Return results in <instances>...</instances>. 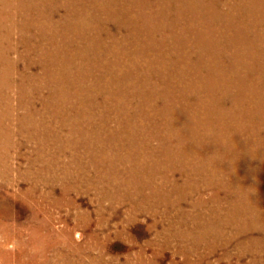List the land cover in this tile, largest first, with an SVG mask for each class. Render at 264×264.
Listing matches in <instances>:
<instances>
[{"label": "rangeland", "instance_id": "374dc122", "mask_svg": "<svg viewBox=\"0 0 264 264\" xmlns=\"http://www.w3.org/2000/svg\"><path fill=\"white\" fill-rule=\"evenodd\" d=\"M20 1L0 0V264H264V95L225 84L197 0Z\"/></svg>", "mask_w": 264, "mask_h": 264}, {"label": "bare ground", "instance_id": "6f19581e", "mask_svg": "<svg viewBox=\"0 0 264 264\" xmlns=\"http://www.w3.org/2000/svg\"><path fill=\"white\" fill-rule=\"evenodd\" d=\"M17 1V0H16ZM22 1V0H21ZM20 1V2H21ZM45 1V0H44ZM70 1V0H69ZM196 1V0H195ZM55 2V1H54ZM72 4V8L74 7V1H70ZM89 5H92L91 0H88ZM179 2H185V0H181ZM198 8L197 6L194 7V11H191L194 14L195 19L198 22V26L201 27V25H204L205 27L202 29L200 28L197 31V39L201 43V41L209 46L212 47H218L219 48V55L220 58H225L226 62L220 67L222 72H226L224 76V82L225 84L228 82H232L233 80L238 81H254L252 83V88L259 93L264 95V0H225V2H220L226 9H220L219 4L215 2L213 5H211V11L208 13L206 11H201V0H197ZM83 4V3H82ZM31 5V4H30ZM99 5H101L99 3ZM103 5V4H102ZM160 5V4H159ZM169 5L173 6L176 11L184 12L179 5L178 2L171 1V0H164V7L169 8ZM191 5V4H190ZM196 5V4H195ZM12 6V5H11ZM16 6V5H15ZM36 7V6H35ZM51 7V6H50ZM251 7V8H250ZM3 8V7H2ZM14 8V7H13ZM16 8V7H15ZM101 8V7H100ZM110 8V7H109ZM56 9V8H55ZM103 9V8H102ZM152 9V8H151ZM170 9V8H169ZM18 10V9H17ZM124 10V9H123ZM171 10V9H170ZM199 10V11H198ZM18 12V11H17ZM239 12H246L252 14V16L255 18L247 21L244 18V15H241L238 17ZM48 13V12H47ZM212 13H214V16L218 14L219 17L227 18L229 23L228 26L224 31H221L219 35H216L215 32L209 30L207 27V21L210 16H212ZM15 14V13H14ZM56 14V13H55ZM159 14V13H158ZM79 15V14H78ZM141 15V14H140ZM203 15V16H201ZM10 16V15H9ZM25 16V15H24ZM21 17V16H20ZM35 17V16H34ZM205 17V18H203ZM56 18V17H55ZM2 20V19H1ZM77 21V20H76ZM140 21V20H139ZM17 22V21H16ZM42 22V21H41ZM46 22V21H45ZM137 22V21H136ZM90 23L91 25L94 23V20L92 17H90ZM190 23V22H189ZM16 24V23H15ZM210 24V23H209ZM218 24V23H217ZM2 25V24H1ZM18 25V24H17ZM227 25V23H226ZM82 26V25H81ZM212 26V25H211ZM233 27L235 34L233 33L232 28ZM31 27V26H30ZM15 28V27H14ZM28 28V27H27ZM33 28V27H32ZM40 28V27H39ZM71 28V27H70ZM131 28V27H130ZM3 29V28H2ZM5 29V28H4ZM16 29V28H15ZM125 29V28H124ZM202 29V30H201ZM127 30V29H126ZM32 31V30H31ZM7 32V30H6ZM26 32V31H25ZM30 32V31H29ZM33 32V31H32ZM137 32V31H136ZM214 33V36H213ZM31 34V33H30ZM253 34V39H252ZM19 36V35H18ZM31 36V35H30ZM48 36V35H47ZM13 37V36H12ZM57 37V36H56ZM222 38V39H221ZM53 40V39H52ZM253 40V41H252ZM12 41V40H11ZM47 41V40H46ZM137 41V40H136ZM159 41V40H158ZM229 41L230 43H234V45H228L226 46L225 42ZM35 42V41H34ZM55 44V43H54ZM27 45V44H26ZM9 46V45H8ZM13 46V45H12ZM28 46V45H27ZM25 47V46H24ZM50 47V46H49ZM72 47V46H71ZM210 47V48H211ZM225 47V49H223ZM6 48V47H5ZM59 48V47H58ZM232 49V50H230ZM8 50V49H7ZM79 50V49H77ZM204 50V49H203ZM216 53L218 52L217 49L214 48ZM222 50V51H221ZM231 51V52H230ZM16 52V49H15ZM11 53V52H10ZM34 54V53H32ZM78 54V51L76 52ZM244 54L246 56H244ZM12 55V54H11ZM19 56V55H18ZM27 56V55H26ZM36 56V54H35ZM169 56V55H168ZM173 56V55H172ZM61 57V55H60ZM67 57V56H66ZM112 57V56H111ZM68 58V57H67ZM194 59V57H192ZM197 58V57H196ZM12 59V58H11ZM154 59V58H153ZM57 60V59H56ZM195 60V59H194ZM193 60V61H194ZM75 61V60H74ZM191 61V60H190ZM192 61V62H193ZM107 62V61H106ZM16 63V62H15ZM45 63V62H44ZM108 63V62H107ZM223 63V62H221ZM228 63L229 65H226ZM7 64V63H6ZM109 64V63H108ZM123 65V63H122ZM187 65V64H186ZM209 65V64H208ZM17 66V65H16ZM68 68V67H67ZM168 69V68H167ZM204 69V68H203ZM211 69L207 71L209 78H205V83L209 87H214V81H218L219 75L222 74V72L217 71L216 65H212ZM214 70V71H213ZM245 70V72L243 71ZM4 71V70H3ZM26 71V70H25ZM206 71V70H205ZM243 71V74L241 72ZM68 73V72H66ZM154 73V72H153ZM245 73V74H244ZM241 74V76H240ZM17 75V74H16ZM67 75V74H66ZM151 75V74H150ZM156 75V74H155ZM159 75V74H158ZM240 76V77H239ZM24 77V76H23ZM12 78V77H11ZM5 79V78H4ZM16 79V78H15ZM27 79V78H26ZM59 79V78H58ZM162 79V77H161ZM76 80V79H75ZM158 80V79H157ZM9 81V80H8ZM14 81V80H13ZM161 82V80H160ZM10 83V82H9ZM257 83V84H256ZM163 84V83H162ZM59 85V84H58ZM161 85V84H160ZM54 87V86H53ZM64 87V86H63ZM171 87V86H170ZM29 88V87H28ZM171 89V88H170ZM220 89V88H219ZM228 89V88H227ZM53 91V90H52ZM77 91V89H76ZM154 91V90H153ZM238 92V91H237ZM196 93V92H195ZM204 94V92H202ZM234 94V93H233ZM197 95V94H196ZM199 95V94H198ZM193 97V96H192ZM225 97V96H224ZM158 98V97H157ZM191 98V97H190ZM189 98V99H190ZM229 99V98H228ZM61 100V99H60ZM158 100V99H157ZM191 100V99H190ZM189 100V101H190ZM198 100V99H197ZM227 102V101H226ZM165 103V102H164ZM205 105L207 102H204ZM232 104V103H231ZM160 106V103L158 104ZM228 105V104H227ZM54 106V105H53ZM138 106V105H137ZM31 107V106H30ZM46 107V106H45ZM179 107V106H178ZM223 107V106H222ZM32 108V107H31ZM190 108V106H187V109ZM224 109H221L222 113L221 115L224 116H232L230 115L228 109L226 107H223ZM138 109V108H137ZM136 109V110H137ZM161 110V109H160ZM232 110V109H231ZM238 110V109H237ZM139 111V110H138ZM45 112V111H44ZM133 112V111H132ZM136 112V111H135ZM34 113V112H33ZM139 113V112H138ZM38 114V113H37ZM60 114V113H59ZM58 115V114H56ZM63 115V114H62ZM200 115V114H198ZM129 116V115H128ZM177 116V115H176ZM236 116V115H235ZM41 117V116H40ZM69 117V116H68ZM33 118V117H32ZM37 118V117H36ZM56 118V117H55ZM246 118V117H245ZM34 119V118H33ZM52 119V118H51ZM39 121V120H38ZM48 121V120H47ZM86 121V120H85ZM130 121V120H129ZM168 121V120H167ZM185 121H191L190 118L185 117ZM249 121V120H248ZM28 123V122H27ZM133 123V122H132ZM232 123V122H231ZM245 123V122H244ZM25 124V123H24ZM170 124V123H168ZM217 124V123H216ZM37 125V124H36ZM213 126V125H212ZM227 126V125H226ZM134 127V126H133ZM28 128V127H27ZM256 128V127H255ZM59 129V128H58ZM63 129V128H62ZM77 129V128H76ZM138 130V129H137ZM136 130V131H137ZM158 130V129H157ZM203 130V129H202ZM235 130V129H234ZM209 131V130H208ZM207 131V133H208ZM140 132V131H138ZM142 132V131H141ZM263 132V131H262ZM143 133V132H142ZM210 133V132H209ZM176 134V133H175ZM183 135V134H182ZM188 135V134H187ZM210 135V134H209ZM45 137V136H44ZM143 137V136H142ZM211 137V136H210ZM193 138V137H192ZM208 138V137H207ZM143 139V138H142ZM176 139V138H175ZM235 139V138H234ZM113 140V139H112ZM145 140V138H144ZM211 140V139H210ZM247 140V139H246ZM84 141V140H83ZM233 141V140H231ZM105 142V141H104ZM212 142V141H211ZM169 143V142H168ZM205 143V142H204ZM38 144V143H37ZM180 144V143H179ZM52 145V144H51ZM173 145V144H172ZM43 146V145H42ZM170 146V145H169ZM175 146V145H174ZM130 147V146H129ZM137 148V147H136ZM180 148H182L180 146ZM57 149V148H56ZM87 149V148H86ZM90 149V147H89ZM129 149V148H128ZM176 149V148H174ZM136 150V149H134ZM107 151V150H106ZM116 151V150H115ZM174 151V150H173ZM263 151V150H262ZM92 152V151H91ZM134 152V151H133ZM260 152V151H259ZM119 153V152H118ZM121 153V152H120ZM42 154V153H41ZM67 154V153H66ZM71 154V153H70ZM156 154V153H155ZM52 155V154H51ZM59 155V154H58ZM100 155V154H99ZM108 155V154H107ZM121 155V154H120ZM76 156V155H75ZM128 156V155H127ZM131 156V155H130ZM150 156V155H149ZM174 156V155H173ZM111 157V156H108ZM121 157V156H120ZM129 157V156H128ZM136 157V156H135ZM151 157V156H150ZM220 157V156H219ZM77 158V157H76ZM127 158V157H126ZM235 158V157H234ZM124 159V158H123ZM45 161V160H44ZM124 161V160H123ZM133 161H135L133 159ZM233 161V160H232ZM246 161V160H245ZM49 162V161H48ZM104 162V161H103ZM117 162V160H116ZM130 162V160H129ZM169 162V161H168ZM176 162V161H175ZM174 162V163H175ZM208 162V161H207ZM234 162V161H233ZM102 163V162H101ZM182 163V162H181ZM223 163V162H222ZM256 163V162H255ZM96 164V163H95ZM92 165V164H91ZM210 165V163H209ZM251 165V164H250ZM259 165V164H258ZM262 165V164H261ZM108 166V165H107ZM126 166V165H125ZM211 166V165H210ZM48 167V166H47ZM171 167V166H170ZM178 167V166H177ZM74 168V167H73ZM195 168V167H193ZM108 169V168H107ZM152 169V168H151ZM156 169V168H155ZM201 169V168H200ZM246 169V168H245ZM255 169V167H254ZM257 169V168H256ZM79 170V169H78ZM111 170V169H110ZM166 170V169H164ZM179 170V169H178ZM47 171V170H46ZM56 171V170H55ZM167 171V170H166ZM171 171V170H170ZM114 172V171H113ZM112 172V173H113ZM169 172V170H168ZM216 172V171H215ZM101 174V173H100ZM107 174V173H106ZM184 174V173H183ZM234 174V173H233ZM28 175V174H27ZM43 175V174H42ZM170 175V174H169ZM115 176V175H114ZM136 176V175H135ZM234 176V175H233ZM129 177V176H128ZM134 177V176H133ZM38 178V177H37ZM42 178V177H41ZM50 178V177H49ZM100 178V177H99ZM139 178V177H138ZM152 178V177H151ZM213 178V177H212ZM216 178V177H215ZM113 179V178H112ZM111 179V180H112ZM217 179V178H216ZM58 180V179H57ZM90 180V179H89ZM99 180V179H97ZM110 180V181H111ZM50 181V180H49ZM109 181V182H110ZM119 181V180H118ZM153 182V180L151 181ZM216 182V181H215ZM43 184V183H42ZM101 184V183H100ZM103 184V183H102ZM112 184V183H111ZM118 184V183H117ZM145 184V183H144ZM191 184V183H190ZM261 184V183H260ZM113 185V184H112ZM123 185V184H121ZM152 185V183H151ZM167 185V184H166ZM172 185V183H171ZM51 186V185H50ZM137 186V185H136ZM150 186V184H149ZM148 187V186H147ZM151 187V186H150ZM231 187V186H230ZM149 188V187H148ZM102 189V187L100 188ZM147 189V188H146ZM197 189V188H196ZM247 189V188H246ZM167 190V189H166ZM191 190V189H190ZM110 191V190H108ZM147 191V190H146ZM176 191V190H175ZM256 194V191H255ZM156 195V194H155ZM163 195V194H162ZM233 195V194H232ZM238 195V194H237ZM236 195V197H237ZM118 197V195H117ZM126 197V196H125ZM162 198V197H161ZM232 198V197H231ZM242 198V197H241ZM131 199V198H130ZM102 200V199H101ZM110 200V199H109ZM243 200V199H242ZM107 201V200H106ZM238 201V198H237ZM253 201V200H252ZM112 202V201H111ZM168 202V201H167ZM137 203V202H136ZM251 203V202H250ZM167 206V205H166ZM232 206V205H231ZM248 207V206H247ZM176 210V209H175ZM247 210V209H246ZM179 213V212H178ZM259 215V214H258ZM261 218V217H260ZM37 219V218H36ZM39 220V219H38ZM262 220V218H261ZM259 222V221H258ZM243 225V224H242ZM252 226V225H251ZM43 227V226H42ZM247 228V227H246ZM240 229V228H239ZM259 229V228H258ZM241 230V229H240ZM258 241V240H257ZM39 255V253H38Z\"/></svg>", "mask_w": 264, "mask_h": 264}]
</instances>
